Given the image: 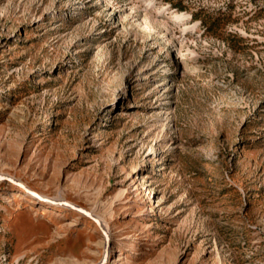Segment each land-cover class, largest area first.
Segmentation results:
<instances>
[{
    "label": "rangeland",
    "instance_id": "rangeland-1",
    "mask_svg": "<svg viewBox=\"0 0 264 264\" xmlns=\"http://www.w3.org/2000/svg\"><path fill=\"white\" fill-rule=\"evenodd\" d=\"M0 264H264V0H0Z\"/></svg>",
    "mask_w": 264,
    "mask_h": 264
},
{
    "label": "water",
    "instance_id": "water-1",
    "mask_svg": "<svg viewBox=\"0 0 264 264\" xmlns=\"http://www.w3.org/2000/svg\"><path fill=\"white\" fill-rule=\"evenodd\" d=\"M36 197H38L36 194H34ZM39 198V197H38ZM40 199V198H39ZM43 200V199H42ZM49 203H54L53 201H48ZM54 204L56 205H60L63 207H68L70 209H73L79 213H83L84 215H86L87 217H89L97 226L100 225L99 221L97 219H95L94 217H92L88 212H85L83 210H81L79 207L73 206L71 204H68L67 202H55ZM108 240L106 239V244H107Z\"/></svg>",
    "mask_w": 264,
    "mask_h": 264
},
{
    "label": "bare ground",
    "instance_id": "bare-ground-1",
    "mask_svg": "<svg viewBox=\"0 0 264 264\" xmlns=\"http://www.w3.org/2000/svg\"><path fill=\"white\" fill-rule=\"evenodd\" d=\"M30 190V189H29ZM22 191L23 192H26V190H23L22 189ZM14 194V193H13ZM14 196V195H13ZM68 204H71V205H73V206H76V205H74V204H72V202L70 203V202H67ZM47 204V201H43V205H46ZM76 207H79V206H76ZM81 210H83V211H85V212H88L89 214H91L92 215V213H90L88 210H86V209H84V208H82V207H79ZM81 215H84L83 213H81ZM84 216H86V215H84ZM93 216V215H92ZM101 230H102V232H103V237H104V239L106 240V239H109V232H108V230H106L104 227H102L101 228Z\"/></svg>",
    "mask_w": 264,
    "mask_h": 264
}]
</instances>
